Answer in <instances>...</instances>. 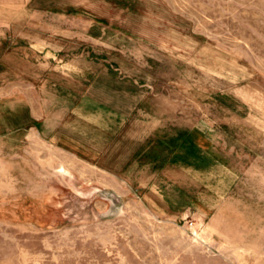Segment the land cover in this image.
Instances as JSON below:
<instances>
[{
  "label": "rangeland",
  "instance_id": "1",
  "mask_svg": "<svg viewBox=\"0 0 264 264\" xmlns=\"http://www.w3.org/2000/svg\"><path fill=\"white\" fill-rule=\"evenodd\" d=\"M0 264H264V0H0Z\"/></svg>",
  "mask_w": 264,
  "mask_h": 264
}]
</instances>
